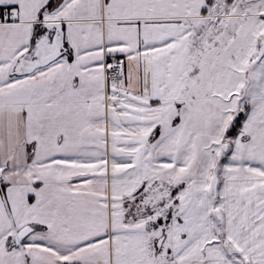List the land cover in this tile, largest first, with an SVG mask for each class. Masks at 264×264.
Returning <instances> with one entry per match:
<instances>
[{
  "label": "snow or ice",
  "instance_id": "obj_1",
  "mask_svg": "<svg viewBox=\"0 0 264 264\" xmlns=\"http://www.w3.org/2000/svg\"><path fill=\"white\" fill-rule=\"evenodd\" d=\"M0 264H264V0H0Z\"/></svg>",
  "mask_w": 264,
  "mask_h": 264
}]
</instances>
